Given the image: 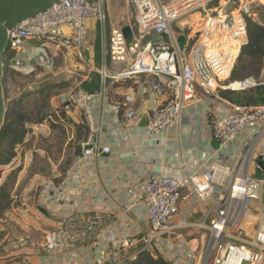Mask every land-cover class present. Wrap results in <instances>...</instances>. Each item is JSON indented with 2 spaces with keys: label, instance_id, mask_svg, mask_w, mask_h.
Returning <instances> with one entry per match:
<instances>
[{
  "label": "built area",
  "instance_id": "1",
  "mask_svg": "<svg viewBox=\"0 0 264 264\" xmlns=\"http://www.w3.org/2000/svg\"><path fill=\"white\" fill-rule=\"evenodd\" d=\"M130 1L135 10L134 47L127 48L122 28L118 27L112 30L105 55L113 63L127 62L130 54L136 57L126 71L115 76L110 75L105 64L101 70L104 82L109 78L129 80L139 76L167 78L171 96L152 110L148 134L165 135L178 126L187 109L205 101L208 126L218 144L213 154L216 159L208 171L193 172L182 162L180 176L150 175L139 184L133 199L135 204H143L148 213L141 252L161 254L165 244H173L180 250L166 256L171 264H264V173L259 175L257 164L259 159L264 160V106L238 105L221 95L222 91L241 92L264 85L263 76L227 83L248 40V19L257 18L258 3L264 5V0ZM104 4L105 0H57L51 9L18 24L9 31L4 55L8 69L27 76L34 75L38 68L52 72L56 60L47 51V44L72 50L84 59L87 22L93 18L107 20ZM189 16H197L199 22L196 26L187 25L186 45L181 50L174 25ZM163 33L169 36L170 43L157 45L147 41L150 35ZM33 42L42 46L35 47ZM34 59L39 65L32 64ZM235 83H239L237 88ZM152 89L156 93L164 90L157 81ZM96 97L81 88L60 95L63 104L83 112L92 127V102ZM126 117L133 119L136 113L130 111ZM83 147L81 165L112 153L111 147L102 143ZM223 158L234 164L223 163ZM55 187L53 181L46 182L43 196L52 194ZM187 201L192 209L204 207L201 220L191 221L189 214L183 213ZM1 222L4 229L0 261L14 259L18 252L32 248L53 262H62L76 257L80 248L93 240L102 216L71 213L59 225L37 235L26 233L6 216ZM194 229L200 237L188 241L186 234ZM110 241L118 247L112 256L119 259L118 264L136 257L121 260L118 254L133 245L130 237H112ZM109 256L107 250L101 251L97 264H107Z\"/></svg>",
  "mask_w": 264,
  "mask_h": 264
},
{
  "label": "crops",
  "instance_id": "2",
  "mask_svg": "<svg viewBox=\"0 0 264 264\" xmlns=\"http://www.w3.org/2000/svg\"><path fill=\"white\" fill-rule=\"evenodd\" d=\"M125 1L107 0L104 4L108 9L107 20H88L84 59L78 58L72 50L47 44V51L55 56L56 64L60 54L67 61L70 60V63H74V57L80 61L73 65L76 67L75 71L80 72L74 74L77 84L75 88L97 95L92 102L95 124L92 127L83 112L63 104L60 96L53 98L55 110H61L67 118L65 134L67 133L71 145L70 155L58 175L43 178L38 183L40 193L33 202L37 212L40 206L47 210V218L55 222L56 226L75 212L100 214L101 226L93 240L80 248L76 257L67 261L53 262L39 250L29 248L18 252L14 259L0 261V264H97L99 253L103 250L110 254L107 264H118L119 259L112 258L118 247L110 240L112 237L123 239L127 236L131 238L133 245L118 252L120 259L137 256L142 251L141 239L148 229L147 210L143 204H135L133 199L139 184L150 175L180 176L182 162L191 171L202 173L208 171L211 162L216 159L213 154H216L218 144L212 139L208 126L205 101L187 109L178 126L165 135L150 136L147 126L152 110L165 104L171 96L167 78L139 76L129 80L109 78L104 82L101 70L105 64L110 75L115 76L126 71L134 61L129 59L127 62L113 63L105 55L113 29L128 25L135 28V15L125 6L128 4ZM130 5L133 6L132 3ZM197 19V16H189L175 23L174 31L177 36L188 32L187 25L196 26L199 22ZM147 41L157 45L166 43L157 34L150 35ZM32 44L35 47L42 46V43ZM32 64L37 66L39 62L34 59ZM156 81L163 85L162 92L153 91L152 85ZM130 111L136 113L135 118L127 119ZM50 128L58 131L51 126ZM94 142L109 145L112 153L88 159L83 165L79 164L83 145L88 146ZM221 161L234 164L228 158ZM48 181H53L56 187L52 194L43 196L42 191ZM133 204L134 207L130 208ZM204 210L203 206L192 209L189 201L183 205V213L189 214L191 221L201 220ZM32 216L41 222L39 216ZM29 225L32 226L30 222ZM43 232L26 233L37 235ZM198 233V230H190L186 236L191 239L187 240L191 241L200 235ZM166 243L169 244L168 241ZM179 250L178 245L165 244L161 255L166 258L167 255L178 254Z\"/></svg>",
  "mask_w": 264,
  "mask_h": 264
},
{
  "label": "rangeland",
  "instance_id": "3",
  "mask_svg": "<svg viewBox=\"0 0 264 264\" xmlns=\"http://www.w3.org/2000/svg\"><path fill=\"white\" fill-rule=\"evenodd\" d=\"M126 1L125 3L128 4L125 6L129 8L131 13H134L133 6L130 5L131 2ZM106 2L107 0H105V4ZM258 5L256 20L264 23V5L262 2ZM104 11H108L105 5ZM35 45H40V42H35ZM135 57L136 55L130 54L129 59L132 60ZM70 62L60 54L52 72L38 68L37 72L30 76L8 69L4 82L5 107L9 108L15 101L25 97V100L31 104V108L45 104L47 111H55L52 103L53 98L59 97L77 86L74 74L80 72H76V67L73 65L80 61L74 57V63ZM260 76L264 78V62ZM229 82L230 79L227 83ZM237 82L241 81L238 80ZM48 94L51 96L47 97ZM63 124L65 123L63 122ZM26 128L29 134L26 136L24 144L16 149L18 155L15 160L9 166L0 165V186L7 188L16 207L14 210L5 213L6 218L18 224L25 232L34 234L41 231L47 232L49 227L56 226V223L51 219L37 212L33 199L40 193L38 183L43 178L53 177L54 174L58 175V172L65 167L71 145L67 133L52 130L49 122L38 126L28 124ZM6 148L8 147L3 146L0 150L3 151ZM259 175L261 174L259 173ZM32 214L39 216L41 222ZM29 222L32 226L29 225ZM2 228L4 229L3 222L0 223V229ZM199 241L204 242L203 239Z\"/></svg>",
  "mask_w": 264,
  "mask_h": 264
},
{
  "label": "trees",
  "instance_id": "4",
  "mask_svg": "<svg viewBox=\"0 0 264 264\" xmlns=\"http://www.w3.org/2000/svg\"><path fill=\"white\" fill-rule=\"evenodd\" d=\"M95 1V0H90ZM6 67L8 72L7 58ZM264 62V23L256 18L248 19V40L243 45L238 61L230 76V82H241L249 78L258 79L263 71ZM5 82V81H4ZM221 95L238 105L257 107L264 106V85L250 88L245 91H222ZM48 94L47 97H50ZM36 114V116H34ZM49 122L53 129L61 133L67 131V118L61 110L53 112L46 110L45 104L37 108H31V104L20 98L6 108V115L0 130V148L6 146V150H0V165L9 166L17 157L16 149L24 144L29 134L26 125H42ZM63 122L65 124H63ZM84 129V127L82 128ZM15 207L14 199L5 186H0V220L5 213ZM3 233L0 231V240ZM123 264H171L157 251L140 252L133 260H127Z\"/></svg>",
  "mask_w": 264,
  "mask_h": 264
},
{
  "label": "water",
  "instance_id": "5",
  "mask_svg": "<svg viewBox=\"0 0 264 264\" xmlns=\"http://www.w3.org/2000/svg\"><path fill=\"white\" fill-rule=\"evenodd\" d=\"M57 0H0V130L3 125L6 107L4 99V81L7 73L5 53L9 43V31H12L18 24L33 18L39 13L51 9ZM126 45L128 49L134 47L135 34L131 25L122 28ZM166 43H170L171 39L165 33L162 35ZM177 43L181 50H184L186 45V36L181 35L177 38ZM259 166L258 172L264 173V160L257 161ZM38 211L44 216L49 217L47 210L43 207H38Z\"/></svg>",
  "mask_w": 264,
  "mask_h": 264
},
{
  "label": "bare ground",
  "instance_id": "6",
  "mask_svg": "<svg viewBox=\"0 0 264 264\" xmlns=\"http://www.w3.org/2000/svg\"><path fill=\"white\" fill-rule=\"evenodd\" d=\"M239 83H235L233 86H234V88H237L239 85H238Z\"/></svg>",
  "mask_w": 264,
  "mask_h": 264
}]
</instances>
